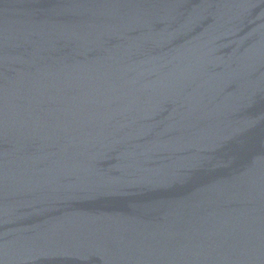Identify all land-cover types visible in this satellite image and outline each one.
Segmentation results:
<instances>
[{
	"label": "water",
	"instance_id": "95a60500",
	"mask_svg": "<svg viewBox=\"0 0 264 264\" xmlns=\"http://www.w3.org/2000/svg\"><path fill=\"white\" fill-rule=\"evenodd\" d=\"M0 264H264V0H0Z\"/></svg>",
	"mask_w": 264,
	"mask_h": 264
}]
</instances>
